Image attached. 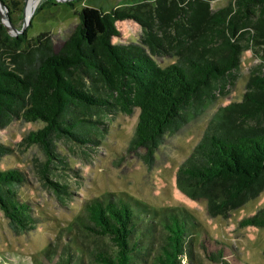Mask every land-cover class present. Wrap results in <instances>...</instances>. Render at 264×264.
I'll return each mask as SVG.
<instances>
[{"label":"trees","instance_id":"1","mask_svg":"<svg viewBox=\"0 0 264 264\" xmlns=\"http://www.w3.org/2000/svg\"><path fill=\"white\" fill-rule=\"evenodd\" d=\"M212 1L125 0L107 12L83 7L57 51L49 34L28 38L25 29L10 35L0 16V129L13 120L43 123L17 147L24 152L34 145L42 152L32 170L60 202L71 192L56 177L71 168L58 145L86 160L106 131L104 118L137 108L126 151L150 169L166 136L200 117L233 85L246 50L260 64L250 69L241 100L213 114L176 169L175 183L187 198L204 199L209 216L226 217L264 190V0H227L217 9ZM0 2L11 21L19 1ZM55 2L40 0L33 15ZM125 20L140 27L137 41L113 43L121 36L115 23ZM158 58L174 61L160 66ZM15 151L0 142V160ZM26 181L18 168L0 169V210L15 233L40 221L18 193ZM160 212L125 195L91 198L76 222L86 234L108 237L114 250L79 242L53 264H83L84 258L96 264L192 263L196 219L185 209ZM249 225L264 226V206L238 221L239 227ZM207 258L231 264L220 250Z\"/></svg>","mask_w":264,"mask_h":264},{"label":"rangeland","instance_id":"2","mask_svg":"<svg viewBox=\"0 0 264 264\" xmlns=\"http://www.w3.org/2000/svg\"><path fill=\"white\" fill-rule=\"evenodd\" d=\"M18 1L16 11L10 15L12 24L20 29L26 22L28 38L49 34L53 38L54 50L57 51L77 24L76 13L83 7L107 12L125 0H68L70 3L57 1L55 4L42 6L29 19L26 18L25 8L27 7L28 12L37 0ZM226 4L227 0H214L211 7L217 9ZM115 26L121 36L113 38V43L137 41L140 27L135 22L117 21ZM155 60L160 66L174 61L172 58ZM258 64L259 59L250 50L243 52L233 85L228 87L223 96H218L200 117L187 123L177 133L166 136L164 143L157 149L150 169L136 155L126 151L137 122V108L130 115L116 113L104 118L106 131L99 146L90 152L86 160L81 159L75 150H67L58 145V150L71 168V171L66 170L61 173V177H56L71 192L70 198L64 202H60L51 191L42 187L32 170L33 158L40 161L44 159L42 152L34 145L24 152H19L17 147L25 134L42 127L43 123L13 120L0 129V142L16 149L0 160V169L18 168L25 173L27 181L19 188L18 193L20 198L31 203L40 218L32 230L15 233L0 210V255L3 257L1 261L4 260L2 264H53L60 254L65 255L66 250L74 251L79 242L89 247L104 246L109 251L114 250L115 246L108 237L86 234L76 222L88 200L106 195H125L141 205H147L151 210L158 209L159 214L163 210L168 212L185 209L190 212L198 223L195 230L191 229L194 230V246L190 264H221L207 258V254L217 250L231 264H264V226H238L240 218L264 206V190L256 198L232 209L226 217L209 216L204 199L187 198L177 189L175 183L176 169L199 141L213 114L219 107L241 100L250 77V69ZM139 152L142 153L143 150L140 149ZM142 223H145V219ZM155 230L160 237L164 236L160 227H155ZM45 252L53 255L51 261L48 259L50 257L44 255ZM83 264L96 263L84 258Z\"/></svg>","mask_w":264,"mask_h":264},{"label":"water","instance_id":"3","mask_svg":"<svg viewBox=\"0 0 264 264\" xmlns=\"http://www.w3.org/2000/svg\"><path fill=\"white\" fill-rule=\"evenodd\" d=\"M58 2H66L68 0H56ZM34 12V9H32V13ZM31 13V14H32ZM0 16H1V20H2V23L4 25V27L6 28L7 32L10 34V35H16L18 33H22L24 30H25V27H26V22H24L21 26L20 29H17L13 24L12 22L10 21L9 19V16L7 14V9L4 7V5L0 2ZM14 32V33H11V32Z\"/></svg>","mask_w":264,"mask_h":264},{"label":"bare ground","instance_id":"4","mask_svg":"<svg viewBox=\"0 0 264 264\" xmlns=\"http://www.w3.org/2000/svg\"><path fill=\"white\" fill-rule=\"evenodd\" d=\"M39 1H40V0H37V1L35 2V4L31 7V9H30L28 12H27V7L25 8V15H26V13H27V15H26V18H27V19L30 18L31 13H32V9H34V8L37 6V4L39 3Z\"/></svg>","mask_w":264,"mask_h":264}]
</instances>
